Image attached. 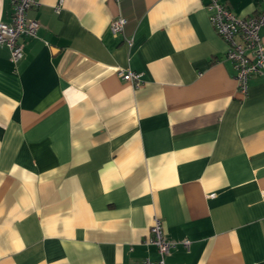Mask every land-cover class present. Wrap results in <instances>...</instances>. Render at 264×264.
Listing matches in <instances>:
<instances>
[{"label": "crops", "instance_id": "crops-1", "mask_svg": "<svg viewBox=\"0 0 264 264\" xmlns=\"http://www.w3.org/2000/svg\"><path fill=\"white\" fill-rule=\"evenodd\" d=\"M206 3L27 10L38 28L22 58L0 45V264H143L159 258L155 218L178 242L166 264H264V77L237 90ZM11 12L0 0V22Z\"/></svg>", "mask_w": 264, "mask_h": 264}, {"label": "built area", "instance_id": "built-area-1", "mask_svg": "<svg viewBox=\"0 0 264 264\" xmlns=\"http://www.w3.org/2000/svg\"><path fill=\"white\" fill-rule=\"evenodd\" d=\"M12 8L10 22H0V45L8 47L12 61L17 62L23 56L24 35H35L38 23L27 17V10L37 4V0H9ZM204 8L215 31L227 43L225 56L232 62L237 83V90L246 94L249 79L254 75L264 77V38L260 34L264 26V9L258 13L243 17L234 13L221 0H207ZM127 18L118 15L112 19L110 30L113 35L123 32ZM119 76L129 80L136 87L140 84V73L132 70L118 71ZM152 236L148 243L156 247L159 258H146L143 264H166L164 256L177 245V241L169 239L163 232L161 220L155 218L151 227ZM188 239L182 243L189 244Z\"/></svg>", "mask_w": 264, "mask_h": 264}]
</instances>
